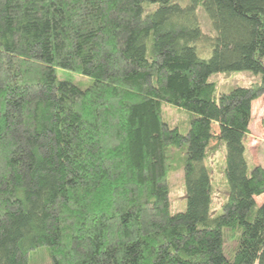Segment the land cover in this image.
Here are the masks:
<instances>
[{
  "label": "trees",
  "instance_id": "trees-1",
  "mask_svg": "<svg viewBox=\"0 0 264 264\" xmlns=\"http://www.w3.org/2000/svg\"><path fill=\"white\" fill-rule=\"evenodd\" d=\"M236 70L259 79L217 92ZM262 95L264 0H0V264H264L245 144ZM213 136L228 193L211 216Z\"/></svg>",
  "mask_w": 264,
  "mask_h": 264
},
{
  "label": "rangeland",
  "instance_id": "rangeland-1",
  "mask_svg": "<svg viewBox=\"0 0 264 264\" xmlns=\"http://www.w3.org/2000/svg\"><path fill=\"white\" fill-rule=\"evenodd\" d=\"M197 18L201 29L207 34H214L210 19L201 6L196 9ZM75 80H80L74 76ZM259 75L250 71H222L212 75L211 80L216 83L217 92L228 91L236 86H248L258 81ZM165 119L170 125H179L185 128L188 114L178 108L165 104L163 106ZM216 137H211L208 156L205 160L208 168L212 190V203L210 215L213 216L221 211L222 205L228 193V184L224 172L225 149L219 146ZM246 153L249 168L254 163H260L264 167V95L254 100L252 104V118L249 125V133L245 137ZM169 185V208L172 214L182 212L186 209V190L182 173L179 169H173L167 176ZM256 203L260 204L264 200V194L256 197ZM227 250L233 247V240L226 236Z\"/></svg>",
  "mask_w": 264,
  "mask_h": 264
},
{
  "label": "crops",
  "instance_id": "crops-1",
  "mask_svg": "<svg viewBox=\"0 0 264 264\" xmlns=\"http://www.w3.org/2000/svg\"><path fill=\"white\" fill-rule=\"evenodd\" d=\"M254 102V101H253ZM253 102H252V104H253Z\"/></svg>",
  "mask_w": 264,
  "mask_h": 264
}]
</instances>
